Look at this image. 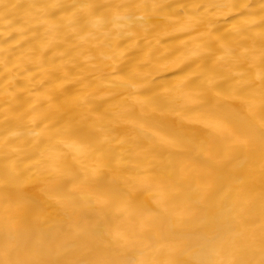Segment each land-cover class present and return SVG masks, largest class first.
Here are the masks:
<instances>
[{"label":"bare ground","instance_id":"6f19581e","mask_svg":"<svg viewBox=\"0 0 264 264\" xmlns=\"http://www.w3.org/2000/svg\"><path fill=\"white\" fill-rule=\"evenodd\" d=\"M264 0H0V264H264Z\"/></svg>","mask_w":264,"mask_h":264},{"label":"snow or ice","instance_id":"6c2138e0","mask_svg":"<svg viewBox=\"0 0 264 264\" xmlns=\"http://www.w3.org/2000/svg\"><path fill=\"white\" fill-rule=\"evenodd\" d=\"M262 135H264V128H262Z\"/></svg>","mask_w":264,"mask_h":264}]
</instances>
